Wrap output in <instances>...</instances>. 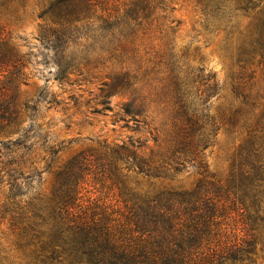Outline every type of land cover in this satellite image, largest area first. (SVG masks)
<instances>
[{"label": "trees", "instance_id": "trees-1", "mask_svg": "<svg viewBox=\"0 0 264 264\" xmlns=\"http://www.w3.org/2000/svg\"><path fill=\"white\" fill-rule=\"evenodd\" d=\"M195 1L205 26L228 38L242 34L234 18H250L237 59L242 67L264 64V0ZM40 17L39 40L55 53L58 80L79 69L73 48L86 38L112 63L103 104L126 94L120 120L134 121L135 130L153 124L151 113L161 122L152 139L104 140L80 151L57 173L51 195L32 193L40 171L25 158L35 142L11 137L23 112L35 109L21 97L32 55L0 30V193L8 187L0 219L27 264H264V104L223 182L207 161L219 129L208 113L219 80L176 51L168 0H50ZM59 151L47 148L52 157ZM190 170L201 175L193 189L154 192L134 188L125 173L165 181Z\"/></svg>", "mask_w": 264, "mask_h": 264}, {"label": "rangeland", "instance_id": "rangeland-1", "mask_svg": "<svg viewBox=\"0 0 264 264\" xmlns=\"http://www.w3.org/2000/svg\"><path fill=\"white\" fill-rule=\"evenodd\" d=\"M49 1L11 0L3 4L0 0V30L23 52L32 55L27 69L28 84H22L21 97L35 109L23 112L19 132L11 137L21 134L28 137V142H35L25 159L30 169L38 168L40 178L32 183L30 191L46 196L51 195L59 170L80 151L98 146L104 140L115 143L152 139L158 135L154 128L161 122L157 114L151 113L150 120L154 118L155 123L135 130L134 121L120 120L125 118L123 107L129 100L126 94L111 95L103 104L101 88L112 63L86 38L73 48L74 57L81 63L79 69L73 70L63 81L57 79L55 53L39 40L46 24L40 12ZM168 3L176 20L172 43L176 51L185 55L192 66L216 73L219 80V94L208 107L219 129L207 150V161L210 171L226 182L232 172L234 155L249 132L256 128L263 111L264 64L253 62L242 67L237 59L238 39L244 37L251 19L244 15L234 18L232 24L242 34L235 33L228 38L225 31L215 32L205 26L195 0H168ZM236 89L248 96L249 103L235 92ZM48 146L59 148V153L52 157L47 152ZM125 173L131 186L142 192H154L163 187L189 190L201 180L195 170L165 181L148 179L133 171ZM7 191L6 186L0 193V207ZM0 245L6 264H27L26 251L18 248L9 222L3 219H0Z\"/></svg>", "mask_w": 264, "mask_h": 264}]
</instances>
